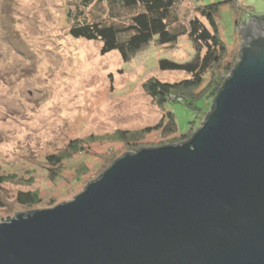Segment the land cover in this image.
<instances>
[{
  "label": "water",
  "instance_id": "water-1",
  "mask_svg": "<svg viewBox=\"0 0 264 264\" xmlns=\"http://www.w3.org/2000/svg\"><path fill=\"white\" fill-rule=\"evenodd\" d=\"M242 12L238 66L191 139L1 219L0 264H264V15Z\"/></svg>",
  "mask_w": 264,
  "mask_h": 264
},
{
  "label": "rangeland",
  "instance_id": "rangeland-1",
  "mask_svg": "<svg viewBox=\"0 0 264 264\" xmlns=\"http://www.w3.org/2000/svg\"><path fill=\"white\" fill-rule=\"evenodd\" d=\"M176 1L178 17L188 20L195 9L218 5V33L233 58L243 43L242 11L264 15V0ZM75 6L72 0H0V223L17 212L72 202L127 152L184 143L188 138L181 137L199 129L209 111L201 87L162 107L144 90L150 79H190L158 69L160 60L192 61L196 51L187 37L166 48L153 39L125 63L117 51L101 54L100 42L70 37L75 20L67 12ZM88 8L97 10L95 0L83 12ZM114 15L126 18L123 11ZM168 114L177 127L172 135L160 127ZM27 193L37 203H18Z\"/></svg>",
  "mask_w": 264,
  "mask_h": 264
},
{
  "label": "trees",
  "instance_id": "trees-1",
  "mask_svg": "<svg viewBox=\"0 0 264 264\" xmlns=\"http://www.w3.org/2000/svg\"><path fill=\"white\" fill-rule=\"evenodd\" d=\"M72 2L76 5L73 14L67 12L68 17L71 16L75 20V24L70 26V37L75 40L100 42L101 54L107 55L117 51L125 63L132 61L135 55L143 51L153 39H157L156 43L159 47L166 48L174 46L180 38L187 37L196 51L192 61L179 64L171 60H160L158 69L163 72H183L190 79H182L180 82H170V84L150 79L144 85V90L158 107H162L166 101L182 102L185 94H192L201 87V94L208 93L211 102L209 111L201 120V122L206 121L214 110V100L222 85L237 68L241 58L240 53L235 58L231 57L227 46L219 36L216 22L218 5L195 9L194 15L188 20L178 17L176 0H95L97 10L92 12V9L88 8L86 13L83 10L87 9L94 0H72ZM114 10L125 12L124 21H117ZM91 13L93 16L96 14L97 17H92ZM104 20L110 22L106 23ZM205 80L207 82L204 86ZM196 95L199 94L194 93L192 97ZM166 116L163 115L160 127H163V132L167 135L175 134L177 127L174 116L172 114ZM195 131L181 138L189 140ZM128 138L135 141L131 136ZM113 163H110L109 167ZM105 171L99 175L100 178ZM4 181V178L0 179V184ZM17 201L23 205L37 203L36 194H20Z\"/></svg>",
  "mask_w": 264,
  "mask_h": 264
},
{
  "label": "flooded vegetation",
  "instance_id": "flooded-vegetation-1",
  "mask_svg": "<svg viewBox=\"0 0 264 264\" xmlns=\"http://www.w3.org/2000/svg\"><path fill=\"white\" fill-rule=\"evenodd\" d=\"M250 29H252V28H250ZM250 29H249V31H250ZM254 29H255V28H254ZM259 30H264V24H263V25L261 24V26L259 25L258 28L256 27V31H255L256 34H259V33L261 32V31H259Z\"/></svg>",
  "mask_w": 264,
  "mask_h": 264
}]
</instances>
